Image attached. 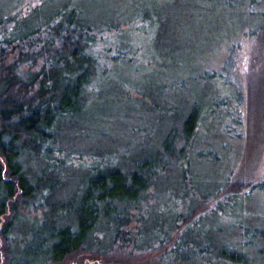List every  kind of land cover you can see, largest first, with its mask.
<instances>
[{
  "label": "trees",
  "instance_id": "obj_1",
  "mask_svg": "<svg viewBox=\"0 0 264 264\" xmlns=\"http://www.w3.org/2000/svg\"><path fill=\"white\" fill-rule=\"evenodd\" d=\"M62 2L50 13L38 10V5L29 9L31 15L16 14L13 18L7 17L9 9L0 10L2 264H67L74 259L73 264H119L124 256L137 259L143 253L148 255L143 264H152L157 254L166 264H248L245 254H235L232 246L210 236L199 224L207 212L224 208L248 187L264 190V174L251 172L263 143L264 118H255L250 108L245 111L246 118L241 117L243 102L236 88L233 92L239 100L232 102L230 89L224 84H220L228 94L224 101L205 95L202 86L206 81L216 83L212 79L218 74L216 70H203L199 77L180 76L168 98L169 93L158 90L155 96L150 88L129 77L113 79V72L123 70L133 52V32L123 42L116 39L119 31H127L129 20H122L119 13L92 9L85 2ZM252 3L259 8L253 10L252 20L257 26L247 33L260 36L264 45V0ZM157 11L139 8L135 18L137 25L161 26L154 47L163 57H170L181 38L160 34L166 25ZM43 29L45 38L40 37ZM109 37L116 43L115 52L108 46ZM100 43L103 47L98 46ZM33 66L38 69L32 70ZM258 77L263 87L264 72ZM192 80V101L171 99L175 95L181 98L185 84ZM139 93L149 97L152 105L138 102L135 94ZM153 96L166 106H157L162 104L151 101ZM228 99L229 105L238 109L228 108ZM170 101L178 106L168 105ZM121 104H133L145 113L150 110L152 121L144 115L139 121L146 125L129 128V139L107 141L111 135L108 131L127 129L121 122L112 121L127 112ZM166 109L173 114L170 122L185 116L181 127L169 126L153 139L155 129L167 123ZM213 117L221 120L222 132L223 128L226 131L223 134L230 135L234 125L241 129L246 124L245 131L252 133L257 147L244 151L240 166L230 172L222 186L203 190L196 174L187 167L191 153L210 161L221 160L213 149L217 147L204 142L202 136L205 122ZM133 136L140 142H131ZM96 138L104 142L88 146V140ZM200 146L210 149L206 152ZM73 156L83 165L85 161L91 164L79 185L74 184L80 190L78 202L70 197L58 203L51 191L68 176ZM238 177L244 184L237 183ZM224 192L226 200L208 206ZM163 195L169 199L163 200ZM37 207L40 215H31L29 208L35 213ZM188 213L192 215L187 217Z\"/></svg>",
  "mask_w": 264,
  "mask_h": 264
},
{
  "label": "rangeland",
  "instance_id": "obj_2",
  "mask_svg": "<svg viewBox=\"0 0 264 264\" xmlns=\"http://www.w3.org/2000/svg\"><path fill=\"white\" fill-rule=\"evenodd\" d=\"M62 1L0 0V10L6 11L9 9V13H7L8 18H13L16 14L19 16L31 15L32 12L29 9L34 6L38 7V5L40 8L38 10H42L44 13H50L56 11L59 5L63 3ZM252 1L254 0H234V3L227 5L225 0H73L72 4L77 5L79 2H85L92 9H102L110 13H119L118 15H120L122 20H129L130 24L126 27L127 31H119L116 39L119 40L118 42H123L124 38L131 36L130 33L133 32L135 36V40H133L135 42L133 43V52L131 53V58L129 60L127 59V66L121 71L117 70L113 72V79L129 77L132 82H141V86L150 88L149 90L155 96H157L158 90H163L165 94L169 93L166 97L168 98L170 94H173L172 91L176 90L174 84L180 76L194 77L196 75L199 77L202 75L203 70H216L218 74L212 78L216 83L206 81L202 86L205 95L209 94L213 99L224 101L228 95H226L224 88L220 86V84H224L228 90L230 89L231 96H229L232 102L238 98L233 92L236 88L235 91L240 92L239 97H241L243 102L241 115L244 113V116L241 117L246 118L245 111H248L250 108L255 118L260 115L261 119H263L264 85L261 87L258 84L260 81V77L258 76L264 72V45L261 41L262 39L260 40V36L249 35L247 33L250 29H254L257 26V23L252 19L255 16V11L253 10H259V8L253 7V5H256V2L252 3ZM130 7H134L135 11L130 10ZM139 8L148 9L151 13L159 10L156 12V15H160L166 25V28L162 29L160 34L166 38L172 33L176 37L179 36L181 38L175 54L170 57H163L155 49L156 33L160 32L159 29L161 26L159 27L156 23L137 25L135 14ZM44 31L45 29L42 31L43 34L41 36L39 35L40 37H46ZM108 44V46L113 48V52L117 51L116 43L110 37L108 38ZM28 50L32 52L31 49ZM208 64L210 65L209 68H207ZM37 66H33L32 70L38 69ZM177 66L182 70L181 73L178 72L179 69H176ZM25 69H28L27 66ZM199 80L200 78L196 82L200 83L198 82ZM193 81L195 80L187 81L185 84L187 87L184 86L183 94L180 95L181 98L175 95L171 99L177 98L181 101L183 99L186 102L192 101L195 98V95L190 94V84ZM135 97L138 102L143 100L142 102L147 101L148 104L152 103L150 100H147L149 97L144 94H135ZM200 98H202L201 95ZM153 100L154 103L158 102L162 104H156L157 106H166L162 103L161 99L159 100L153 96L151 101ZM245 101H248L247 106ZM182 103L184 102L182 101ZM229 104L230 100L227 101L226 105L233 111L238 109L236 106L232 105L231 107ZM237 104L239 103L237 102ZM168 105H174L173 101H170ZM121 106L123 107L122 109L127 108V112L123 111L122 114L120 113L121 115L115 116L112 121L114 124L116 121L121 122L123 127L125 126L127 129H120L122 132L116 130L113 132L108 131L111 135L105 139L107 141L110 139H116L115 141L129 139V136H131L130 129H134L135 126L139 128L143 124L146 125V123L139 121L141 119L140 117L144 115L146 116L143 118H149V121H152V117H149L150 110H147L148 113H145V111L137 109V106L133 104H128V106L121 104ZM169 111L166 109L167 120L165 122L167 123L155 129L154 133L151 134V136L153 135V139L158 138L163 133L162 131L166 130L169 126L176 125L178 128L181 127L185 116L170 122L168 118L170 119L173 114ZM215 111L218 113L217 110ZM218 115L221 116V114ZM205 123L202 129L203 140L206 143L211 142L217 147V149H213L220 153L221 160L210 161L205 157H199L191 153L190 166L187 167L186 165V167L196 174V178L199 184L202 185L203 190H212V186L214 187V185L221 184L222 186L230 172L240 166L245 156L244 151L250 147L255 149L257 147V141H254L255 138L253 139L252 133L248 135L247 131H245L246 124L242 125L241 129L240 125L238 127L234 125L235 132L233 131V134L230 133L228 135L223 134L226 131L223 128L224 131L222 132V128L220 127L221 120L218 118L213 117ZM196 134L198 137L201 134L199 127L197 128ZM131 139V142H140L135 140L134 136ZM100 140V138L99 140L96 138V141L88 140V146H95L96 144L104 142ZM198 148L206 152L210 149H204L202 146ZM94 152H98L97 148ZM259 152L258 162L251 170L255 176L264 174V138ZM73 158L75 160H69V164L73 167L69 170L68 176L63 177L61 179L62 184L51 191V196L54 197L53 201L59 200L58 203L70 197L77 200V195H79L80 190L74 184L80 183L88 173V167L86 166L91 163L85 161V165H83L82 162L76 159L77 157L73 156ZM246 159H249V157L246 156ZM168 172L170 174L173 173L170 170ZM72 177H74V180ZM53 178L57 180L56 176H53ZM235 179H237L238 184H244L241 177ZM225 194L227 193L224 192L215 203H209L208 206H217L218 201L226 200V197H224ZM162 197L163 200H167L168 198L166 195ZM31 209L29 208L31 215H40V208L37 207V212L35 211V213ZM215 209L216 211L214 212L209 211L206 213L205 218L200 222L199 226L210 236L216 237L220 242L232 246L235 254H245L248 258V264H264V190L258 187H248L244 191L236 194L232 201L224 206V208ZM11 210L12 206L10 205V216L13 213ZM223 210L224 212H222ZM189 215L192 214H186L187 217ZM139 255L140 257L137 259H130L124 256L119 264H143L146 258H148V255L144 256V253ZM0 257V264H2L4 255L1 252V248ZM74 260L67 261V264H73L75 262ZM151 262L152 264H166L158 254L156 257H152Z\"/></svg>",
  "mask_w": 264,
  "mask_h": 264
}]
</instances>
